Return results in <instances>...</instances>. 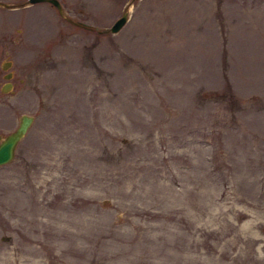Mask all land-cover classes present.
Listing matches in <instances>:
<instances>
[{"label":"rangeland","instance_id":"374dc122","mask_svg":"<svg viewBox=\"0 0 264 264\" xmlns=\"http://www.w3.org/2000/svg\"><path fill=\"white\" fill-rule=\"evenodd\" d=\"M2 1L0 264H264V0Z\"/></svg>","mask_w":264,"mask_h":264},{"label":"water","instance_id":"95a60500","mask_svg":"<svg viewBox=\"0 0 264 264\" xmlns=\"http://www.w3.org/2000/svg\"><path fill=\"white\" fill-rule=\"evenodd\" d=\"M25 1L33 2L37 0H25ZM47 1L54 4L58 12L61 13L67 20L75 24L89 26V24L86 23L85 21L73 19L69 15L64 14L59 0H47ZM0 4L8 5V6L13 5V3H8L2 0H0ZM127 6L128 4L124 7V9H122L120 14L117 17H115L107 26L103 28H97V30L98 31L103 30V31H109V32H114L118 30L127 18V14H128ZM6 66H7L6 64H2V67H6ZM8 76H9V73L6 72L4 74V77L7 78ZM9 87H10V82L6 80L1 84L0 89L5 91V90H8ZM32 120H33L32 113L20 112L18 114L17 122L15 126L9 131H7L6 133H4L3 135H0V163L6 162L12 158L16 143L25 134Z\"/></svg>","mask_w":264,"mask_h":264},{"label":"flooded vegetation","instance_id":"af4514ba","mask_svg":"<svg viewBox=\"0 0 264 264\" xmlns=\"http://www.w3.org/2000/svg\"><path fill=\"white\" fill-rule=\"evenodd\" d=\"M8 63H9V60H4V61H2L1 63H0V65L2 66V64H6V65H8ZM6 72H8L9 73V76L6 78L5 77V79H4V81H6V80H8L9 82H10V86H11V80H10V78H11V76H12V71L10 70V69H5L4 71H3V73H2V75L4 76V74L6 73ZM3 81V82H4ZM3 82H1L0 83V86H1V84L3 83Z\"/></svg>","mask_w":264,"mask_h":264}]
</instances>
